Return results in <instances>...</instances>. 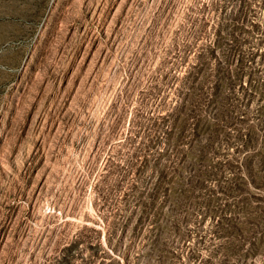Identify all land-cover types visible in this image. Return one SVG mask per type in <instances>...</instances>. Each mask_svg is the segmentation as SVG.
Listing matches in <instances>:
<instances>
[{"label": "rangeland", "instance_id": "374dc122", "mask_svg": "<svg viewBox=\"0 0 264 264\" xmlns=\"http://www.w3.org/2000/svg\"><path fill=\"white\" fill-rule=\"evenodd\" d=\"M253 165L264 0H0V264H264Z\"/></svg>", "mask_w": 264, "mask_h": 264}, {"label": "trees", "instance_id": "16d2710c", "mask_svg": "<svg viewBox=\"0 0 264 264\" xmlns=\"http://www.w3.org/2000/svg\"><path fill=\"white\" fill-rule=\"evenodd\" d=\"M203 81H204V79H203ZM226 112H224V116H226L225 115ZM195 130L197 131V133H199L200 136L204 137L203 145L201 147H199V149H197L200 152L199 157L202 158L203 163L206 166H208L210 168L217 167L218 163L212 164L210 162L208 156H206L205 153L216 148V139L219 137V135H222V132L220 130L215 129V125L213 123L211 124L209 121L206 122L205 120H203L200 123V126L197 127V125H195ZM247 142H248V140H247ZM249 169L251 171L249 176H251V178H253L255 180V181H253L254 185L256 187L264 189V168L262 169L261 167L253 165V166H249ZM233 182H235V181L231 180L230 184H232ZM239 182H241V183H239ZM238 183H236V184L239 185L241 191H248V188H246V184H245L246 180L244 178H239ZM245 198H246L245 205L249 208V211L252 212V215L260 217V214H262L264 212V205H263L264 204V196L254 197L253 194H250V195L246 196ZM253 199H254V201L256 200L257 202L261 201V202H259L261 204L253 205V203H252ZM256 212H258L259 215Z\"/></svg>", "mask_w": 264, "mask_h": 264}]
</instances>
